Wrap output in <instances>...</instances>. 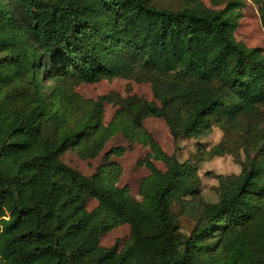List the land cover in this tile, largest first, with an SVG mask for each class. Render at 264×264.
I'll return each mask as SVG.
<instances>
[{
	"label": "trees",
	"instance_id": "obj_1",
	"mask_svg": "<svg viewBox=\"0 0 264 264\" xmlns=\"http://www.w3.org/2000/svg\"><path fill=\"white\" fill-rule=\"evenodd\" d=\"M244 6L0 0V264H264V143L239 177H219L220 201L205 207L189 237L173 207L200 194L191 162L163 157L167 174L151 171L140 202L117 187L111 165L89 178L62 161L70 150H99L105 103L141 131L143 120L164 119L174 140L215 126L260 135L264 57L236 39ZM132 76L151 83L159 105L114 94L87 102L66 84ZM226 150L223 142L211 154ZM89 199L102 216L87 211ZM125 223L128 247L100 246Z\"/></svg>",
	"mask_w": 264,
	"mask_h": 264
},
{
	"label": "rangeland",
	"instance_id": "obj_2",
	"mask_svg": "<svg viewBox=\"0 0 264 264\" xmlns=\"http://www.w3.org/2000/svg\"><path fill=\"white\" fill-rule=\"evenodd\" d=\"M230 0H151L160 8L179 10L187 6H205L212 10H222ZM261 3L245 0L240 10L236 39L248 48H260L264 57V30L261 25ZM62 84V82H61ZM72 91L83 100L96 102L108 95L121 98L138 97L159 105L151 83H139L135 76L129 79L103 80L96 84L73 85ZM102 122L107 130L104 142L94 154L92 151L74 149L62 156V161L86 177L92 178L99 169L109 167L120 172L117 187L128 189L137 201H143L142 186L155 170L167 174L168 164L163 157L175 156L181 163L191 162L197 167L200 179V194L184 197L174 203L173 213L180 221L181 234L189 237L196 227L197 220L206 206L218 204L224 186L223 179L237 178L242 173V164L247 157H254L264 143V106L260 109L257 129L261 134H245V130L231 129L226 134L220 127H213L211 133L199 138L181 137L174 140L164 119L148 118L143 120V130L135 129L121 113V107L105 103L102 107ZM245 124V123H242ZM244 137V138H243ZM225 143L224 155L211 154L220 143ZM87 211L102 216L99 202L89 199ZM131 242L130 225L118 224L101 237L100 246L106 249L117 248L123 251Z\"/></svg>",
	"mask_w": 264,
	"mask_h": 264
}]
</instances>
